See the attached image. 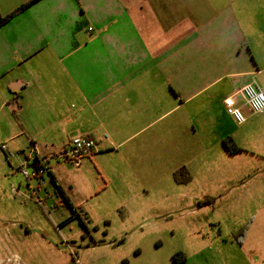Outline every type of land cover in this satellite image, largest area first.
Returning <instances> with one entry per match:
<instances>
[{"label":"crops","instance_id":"1","mask_svg":"<svg viewBox=\"0 0 264 264\" xmlns=\"http://www.w3.org/2000/svg\"><path fill=\"white\" fill-rule=\"evenodd\" d=\"M28 1L0 0V17ZM250 81L264 91V0H38L0 26V108L34 155L46 150L53 190L13 193L48 215L56 201L70 203L49 156L76 134L94 140L82 162L95 165L104 184L124 178L133 155L165 150L177 156L182 179L189 176L177 185L193 187L209 172L212 139L229 153V132L211 131L221 120L212 108L225 111L224 100ZM25 124H37L36 134ZM105 155L116 163L98 164ZM16 220L0 213V264H24L14 250L24 244ZM246 236H233L238 252L221 253L227 241L219 237L215 251L194 244L197 256L158 264H264V242L246 253Z\"/></svg>","mask_w":264,"mask_h":264},{"label":"rangeland","instance_id":"2","mask_svg":"<svg viewBox=\"0 0 264 264\" xmlns=\"http://www.w3.org/2000/svg\"><path fill=\"white\" fill-rule=\"evenodd\" d=\"M7 110L5 105L0 108V144L5 143L11 155L6 158L0 150V213L5 220L22 223L18 226L23 227L24 244L14 250L24 264H158L176 254V260L197 256L194 244L207 242L215 251L213 241L219 237L227 241L220 247L221 253H234L240 249L233 236L242 230L247 231L246 253L254 243L264 242L262 115H252L240 127L224 109L212 108L221 120L211 124V131L221 132L223 127L229 132L231 142L230 138L223 140L229 153H224L221 145H213L212 139L209 172L202 182L187 189L178 186L173 176L179 169L177 156L165 154V150L162 155L148 153L145 158L133 155L124 178L110 184L103 183L90 162L72 167L57 159L58 153L52 154L49 167L62 181L71 202L56 201L48 215L39 207L17 201V194L29 196L40 185L20 172L18 155L32 161L34 154L20 124ZM25 125L31 135L38 131L37 124ZM7 132L12 135L10 141L5 140ZM22 145L24 149L12 151ZM45 153L41 148L39 155L48 156ZM112 163L115 159L106 155L98 161L103 166ZM25 170L31 174L32 166ZM44 181L53 190L48 173ZM185 190V195L192 197L182 196Z\"/></svg>","mask_w":264,"mask_h":264},{"label":"built area","instance_id":"3","mask_svg":"<svg viewBox=\"0 0 264 264\" xmlns=\"http://www.w3.org/2000/svg\"><path fill=\"white\" fill-rule=\"evenodd\" d=\"M224 107L226 114L233 123L238 126L243 125L252 115L264 112V91L254 81L247 82L232 96L224 100ZM95 146L94 140L87 135L76 134L64 142L58 158L66 161L72 167H78L83 160L91 155ZM0 150L6 158L11 156L5 143L0 144ZM17 159L20 165V172L26 180L33 177L38 181L39 185L43 186L45 184L44 175L49 173L45 157L34 155L31 161L27 157L23 158L18 155ZM26 166H32L31 174H28L25 170Z\"/></svg>","mask_w":264,"mask_h":264},{"label":"trees","instance_id":"4","mask_svg":"<svg viewBox=\"0 0 264 264\" xmlns=\"http://www.w3.org/2000/svg\"><path fill=\"white\" fill-rule=\"evenodd\" d=\"M37 1H38V0H30V1H28L27 3L21 5L19 8H17L15 11H13V12H12L11 14H9L8 16L0 17V26H1L2 24H4L6 21H8L12 16H14L15 14L19 13L20 11L26 9L27 7H29L30 5L34 4V3L37 2ZM177 173H182V174L179 175V174H177ZM185 174H186V172H185L184 168H181V169H178L177 171H175V172H174V178H175L176 182L187 181L188 178H189L188 174L185 176L184 179H182L183 175H185ZM178 176H179V177H178ZM52 181H53V180H52ZM58 189H59V188H58ZM69 206H70V205H69ZM244 232H245V231L242 230V232H241V236L244 235ZM239 242H240V240H239ZM176 257H177V254H176V255H173V256H172V261H173L174 263H179L180 260H176Z\"/></svg>","mask_w":264,"mask_h":264}]
</instances>
